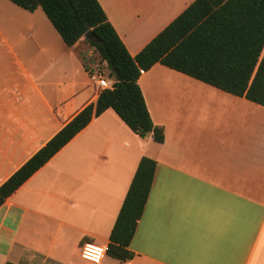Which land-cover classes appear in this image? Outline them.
Wrapping results in <instances>:
<instances>
[{
    "label": "crops",
    "instance_id": "obj_1",
    "mask_svg": "<svg viewBox=\"0 0 264 264\" xmlns=\"http://www.w3.org/2000/svg\"><path fill=\"white\" fill-rule=\"evenodd\" d=\"M97 1L133 57L195 0ZM0 38L18 78L0 91L1 186L100 91L83 66L91 47L86 81L65 79L84 39L64 52L29 26L21 40H34L47 65L35 79L15 55L21 40ZM138 84L163 143L110 109L93 118L0 207V264H92L81 246L107 247L142 157L156 166L133 258L99 264H264V107L159 64Z\"/></svg>",
    "mask_w": 264,
    "mask_h": 264
},
{
    "label": "trees",
    "instance_id": "obj_2",
    "mask_svg": "<svg viewBox=\"0 0 264 264\" xmlns=\"http://www.w3.org/2000/svg\"><path fill=\"white\" fill-rule=\"evenodd\" d=\"M7 1L30 13L41 9L68 48L84 39L106 65L112 86L101 90L94 104L84 107L0 186V207L109 109L139 138L152 135L155 143H163V129L153 124L138 84L156 64L264 107V0H195L133 57L97 0ZM89 31L95 41L84 38ZM155 166L151 159H140L109 234L106 254L120 263L133 258L129 247Z\"/></svg>",
    "mask_w": 264,
    "mask_h": 264
},
{
    "label": "rangeland",
    "instance_id": "obj_3",
    "mask_svg": "<svg viewBox=\"0 0 264 264\" xmlns=\"http://www.w3.org/2000/svg\"><path fill=\"white\" fill-rule=\"evenodd\" d=\"M11 21V22H10ZM14 21V22H13ZM33 27V32L41 35L42 32L52 33L57 39L62 51H68L60 37L53 30L50 22L45 17L41 9H37L33 13L23 11L7 0H0V31L4 35L7 42L13 44L17 40H21L27 29ZM32 39L21 40L14 47L17 60L23 64L28 73L35 79L44 74L47 65L44 62V57L38 52L37 47L33 44ZM3 43L0 38V91H6V87H10L18 80L13 71L17 70L15 59L9 58L4 52ZM89 44L81 41L76 45L72 52V63L65 66V79H74L86 81V73L82 68V60L88 59L87 54L90 50ZM83 66L91 74H101L107 78L108 70L105 64H101L96 52H94L89 62H83ZM108 80H112L109 79ZM88 89V88H86ZM98 90V89H97ZM129 143V141H126Z\"/></svg>",
    "mask_w": 264,
    "mask_h": 264
},
{
    "label": "built area",
    "instance_id": "obj_4",
    "mask_svg": "<svg viewBox=\"0 0 264 264\" xmlns=\"http://www.w3.org/2000/svg\"><path fill=\"white\" fill-rule=\"evenodd\" d=\"M91 81L96 89L99 91L110 89L112 86V81L108 80L107 78L103 77L101 74H95L91 76ZM107 247L92 243V242H85L81 246L80 249V257L84 261H87L92 264H99L103 257L106 255Z\"/></svg>",
    "mask_w": 264,
    "mask_h": 264
},
{
    "label": "water",
    "instance_id": "obj_5",
    "mask_svg": "<svg viewBox=\"0 0 264 264\" xmlns=\"http://www.w3.org/2000/svg\"><path fill=\"white\" fill-rule=\"evenodd\" d=\"M84 38L85 39H90L92 41H95L94 38H93V36H92V33L90 31L87 32V33H85Z\"/></svg>",
    "mask_w": 264,
    "mask_h": 264
}]
</instances>
